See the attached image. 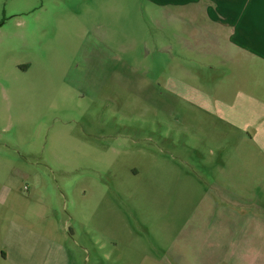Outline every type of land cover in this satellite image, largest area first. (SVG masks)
<instances>
[{
    "label": "rangeland",
    "instance_id": "374dc122",
    "mask_svg": "<svg viewBox=\"0 0 264 264\" xmlns=\"http://www.w3.org/2000/svg\"><path fill=\"white\" fill-rule=\"evenodd\" d=\"M166 1L0 0V264H264V65Z\"/></svg>",
    "mask_w": 264,
    "mask_h": 264
},
{
    "label": "crops",
    "instance_id": "0c3cea01",
    "mask_svg": "<svg viewBox=\"0 0 264 264\" xmlns=\"http://www.w3.org/2000/svg\"><path fill=\"white\" fill-rule=\"evenodd\" d=\"M171 1L174 5L185 7L186 14L194 20L187 24L190 27L188 29L196 31L192 34H197L198 37L207 36L213 45H221L223 49L229 47L228 52H223L225 59L264 65V0L166 2ZM259 233L263 235L264 230L261 229Z\"/></svg>",
    "mask_w": 264,
    "mask_h": 264
}]
</instances>
